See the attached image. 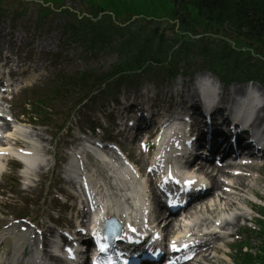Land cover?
Returning <instances> with one entry per match:
<instances>
[{
    "label": "trees",
    "instance_id": "obj_1",
    "mask_svg": "<svg viewBox=\"0 0 264 264\" xmlns=\"http://www.w3.org/2000/svg\"><path fill=\"white\" fill-rule=\"evenodd\" d=\"M170 4L173 6L175 14H188L189 8L199 12V19L197 21L186 20L180 27L181 31L196 36L198 30H202L203 32H212L215 37L198 40H192L187 37L188 35L182 37L179 42H176L178 43L177 52L172 55L175 64L180 57L193 59L191 57L195 56L196 58L197 56L199 59L201 58L203 64L218 66L222 72L228 74L230 69L234 71L251 59L250 56L245 57L241 52L231 48L223 37L246 42L248 47H254L255 52L264 58V0H172ZM160 39H164L163 36ZM156 40L143 36L139 48H141L143 56L152 57L154 62L165 61L167 59L165 52L175 47L176 44L170 42V47H165L162 44L155 46ZM216 61L222 66L216 64ZM226 63L229 65H224ZM251 67H254L255 74L260 73L258 63ZM259 76L264 82V72ZM262 251L264 252V244ZM260 263L264 264V258L261 257ZM241 264H254V262L250 256H243Z\"/></svg>",
    "mask_w": 264,
    "mask_h": 264
},
{
    "label": "bare ground",
    "instance_id": "obj_2",
    "mask_svg": "<svg viewBox=\"0 0 264 264\" xmlns=\"http://www.w3.org/2000/svg\"><path fill=\"white\" fill-rule=\"evenodd\" d=\"M176 85H178V83H176ZM252 87L264 96V89H262L260 86H258L256 84H252ZM236 89L238 92H241L240 88H236ZM219 90H222V89L220 88ZM28 150H30V149H28ZM33 159H34V157L33 158H27V164L30 166H33V165H31ZM35 166L36 165H34V167ZM36 167L40 168L41 166H36ZM35 169L36 168H34L33 170H35ZM231 185L234 187L232 190L233 191L232 194L234 196H238V198L242 201L245 199V197L243 196L245 194V190H247V191L253 190V188L250 187L249 182L247 184H245V183L241 182V180H239L238 178L236 180L232 179ZM236 185H238V187H236ZM256 185H259V184L256 183ZM218 187H219V183H218V181H215V188H218ZM226 187H228V186H226ZM221 192L222 191H220V193ZM222 195H223V193H222ZM235 200L237 201V199L234 198L231 200L230 203L222 202L221 200L218 199V195H216L214 198L210 197V198H208V200H205L206 202L203 201L200 209L196 213V214H199L198 219H199L200 225L202 227L207 226L209 224L210 219H211L210 216L211 217L215 216L216 218H219V219L222 218L223 221L225 220L224 218L230 219L232 216L231 211H232V209H234L233 201H235ZM231 203H232V205H231ZM138 205H139V198L137 196L133 195L131 197L130 208L133 210H136L138 208ZM200 215H202V217ZM247 216L248 215H246L245 217H247ZM154 219L156 221L157 217L155 216ZM215 222H217V219L213 221V224H215ZM230 225H232V226H230ZM229 226H230V228H234L237 226V223H235L234 221H229V220L225 221L224 227L228 228ZM166 227H170V224L165 225V228ZM191 231H193L194 233H197V230L194 228L190 229V232ZM46 233H49L48 229H45L44 234H46ZM211 236H215V235H213L212 233H209V237H211ZM11 241H12V239H10V238H8L6 240L8 247H9V243ZM205 246H207V244H205ZM212 250L213 249L210 246H207L206 250L199 255L198 260H194L191 264H203V262H205L207 260H208L207 264H216L215 259L217 257L215 259H214V256L211 257ZM9 258H10L9 264H15V262L19 261V259H20L19 247H17V246L13 247V249L9 252Z\"/></svg>",
    "mask_w": 264,
    "mask_h": 264
},
{
    "label": "rangeland",
    "instance_id": "obj_3",
    "mask_svg": "<svg viewBox=\"0 0 264 264\" xmlns=\"http://www.w3.org/2000/svg\"><path fill=\"white\" fill-rule=\"evenodd\" d=\"M7 2V4H9V5H7L9 8H16V9H20V8H22L23 6H24V4H22V3H18V1H15L14 3L12 2V1H6ZM27 10H31V9H28V5H26L25 4V6H24ZM165 7L167 8V6L164 4V5H162V4H160V3H155V8H154V12H155V15H158V13L160 12V10L162 9V8H164V10H165ZM23 10V9H22ZM166 12V11H165ZM7 13H9V11L7 12ZM4 16H6V15H4ZM3 16V19L1 20V21H3L2 22V24L4 25V26H7L8 24H9V20H10V15H7L6 17H4ZM159 16V15H158ZM33 21H34V19H33ZM56 24V22H54L53 23V25H55ZM46 27L48 26V25H45ZM44 26V27H45ZM52 30H54V32H52L51 33V31ZM47 33H48V31H46ZM50 35L52 36V40L53 41H55V43H59V41L61 40V39H63V37L61 36V32L59 31V30H57V29H54V27L51 25V27H50ZM59 44H61V43H59ZM55 46V45H54ZM69 49H70V52H72L73 51V49L74 48H72L71 46L69 47ZM113 60V57L111 56V55H105V56H101L100 57V62L101 63H103V66L104 65H107V64H109L111 61ZM67 106V105H66ZM55 111H57V110H55ZM64 114V113H63ZM75 114V112H73L72 113V116ZM77 119V118H76ZM258 192H261V193H263L264 192V188H262V187H260L259 188V191ZM248 241H250V242H248L249 243V246L252 248V252H256V246L258 245H260V243H259V241H258V239L255 237V235H251L250 234V237H248ZM232 253V257H233V260L234 261H236V252H235V250L234 251H231ZM218 264H225L224 262H222V261H220ZM227 264H229L228 262H227Z\"/></svg>",
    "mask_w": 264,
    "mask_h": 264
},
{
    "label": "snow or ice",
    "instance_id": "obj_4",
    "mask_svg": "<svg viewBox=\"0 0 264 264\" xmlns=\"http://www.w3.org/2000/svg\"><path fill=\"white\" fill-rule=\"evenodd\" d=\"M101 250H104V247L103 246H101Z\"/></svg>",
    "mask_w": 264,
    "mask_h": 264
}]
</instances>
